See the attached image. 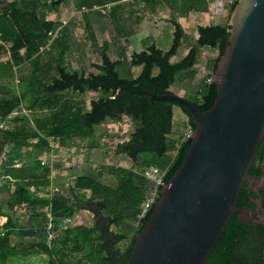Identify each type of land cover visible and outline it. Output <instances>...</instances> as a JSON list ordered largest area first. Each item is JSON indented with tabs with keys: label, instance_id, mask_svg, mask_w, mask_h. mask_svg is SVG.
Segmentation results:
<instances>
[{
	"label": "trees",
	"instance_id": "16d2710c",
	"mask_svg": "<svg viewBox=\"0 0 264 264\" xmlns=\"http://www.w3.org/2000/svg\"><path fill=\"white\" fill-rule=\"evenodd\" d=\"M68 3L77 10L88 9L82 12V17L88 37L100 53L101 62L93 64L96 72L73 67L66 57L69 52L67 26L59 11ZM208 3L209 0H3L0 3V53L5 44L9 45L5 48L9 58L0 61V157L4 155V147L8 143L12 145L6 158L8 163L1 166L4 177L1 186L9 190V196L0 204V264H126L135 235L142 231L154 208L153 204L142 214L145 189L149 185L142 170L151 165L158 167L162 181L167 183L181 166L190 146V139L170 135L173 106L178 105L187 115V123L195 127L191 114L178 103L151 100L148 95L133 90L173 93L170 86L177 72L186 70L190 78L195 76L194 65L202 59V47L217 50V55L206 63L212 73L215 71L229 36L228 19L236 0L229 6L226 23L198 24L197 38L187 53L179 61H170L185 36L178 17L190 12H208ZM94 5L110 7L102 12L92 10ZM159 9L167 12V20L173 26L169 48H160L149 34L142 40V49L130 48L129 54L130 37L137 33L144 18ZM125 11L129 15H124ZM51 13L56 16L51 18ZM94 13L110 19L115 42L123 39L126 43L119 46L116 59L108 53V42L96 38ZM46 45L47 58L42 61L40 49ZM26 61L34 67L29 76L18 78L20 87H17L13 81L14 75H18L16 67ZM122 61L127 64L128 76L121 77L117 71V64ZM134 66H140L136 76L132 74ZM86 91L99 95L89 102L76 96ZM195 93L193 99H187L205 111L214 103L216 85L207 82L204 76L197 82ZM22 105L30 114L15 116L12 127L4 125L9 115L21 110ZM124 117L134 128L126 139L113 144L112 151L115 156L131 159L139 171L101 165L76 175L68 194H50L47 190L42 192L50 182L47 165L40 161L12 162L19 149L25 151L26 146H33L45 151L51 148L52 141L80 138L86 140L89 148L108 145L97 143L96 127L108 119L121 122ZM146 152H153L154 156L141 157ZM257 157L260 163L264 161V136L258 145ZM106 171L115 175L116 184L102 180ZM249 173L259 174L261 170L253 163ZM244 185L237 199L239 206L249 203L254 195ZM157 188L156 199H159L161 186ZM260 195L264 207V188ZM19 209L30 221L27 227L17 228ZM81 209L94 213L92 225L84 223ZM60 221L66 222L60 234L47 239L50 230H56ZM109 225L119 229L113 231ZM10 233L19 239L12 242ZM123 240L128 242L121 248L118 244ZM16 258L19 262L15 263ZM205 264H264V224L233 214Z\"/></svg>",
	"mask_w": 264,
	"mask_h": 264
},
{
	"label": "water",
	"instance_id": "95a60500",
	"mask_svg": "<svg viewBox=\"0 0 264 264\" xmlns=\"http://www.w3.org/2000/svg\"><path fill=\"white\" fill-rule=\"evenodd\" d=\"M228 24L209 109L201 111L175 93L133 90L178 103L195 127L181 166L159 189L126 264H205L233 214L244 219L264 213L258 202L237 205L244 184L256 190L264 183V164L257 157L264 136V0H236ZM253 163L260 174L249 173Z\"/></svg>",
	"mask_w": 264,
	"mask_h": 264
},
{
	"label": "rangeland",
	"instance_id": "374dc122",
	"mask_svg": "<svg viewBox=\"0 0 264 264\" xmlns=\"http://www.w3.org/2000/svg\"><path fill=\"white\" fill-rule=\"evenodd\" d=\"M3 0H0V3ZM127 1V0H126ZM94 11H102L101 9H95ZM82 9L77 10L72 3H68L66 6L61 7L59 11V17L62 19L63 24L67 26V41L69 45V52L66 54L70 64L73 67H84L86 70H92L94 72L97 69L93 66L94 63H100V53L97 50L87 34L85 23L82 17ZM103 12V11H102ZM56 15L54 13L50 14V17L54 18ZM164 16V17H163ZM194 21L192 26L196 25L195 22L202 24H209V23H220L224 24L227 21V16H214L206 13H196L192 15ZM200 17V18H199ZM158 18V19H157ZM198 18V19H197ZM146 20L150 23L148 27H146V31L142 30L139 32L138 35H151L155 43L162 48L163 50L168 49L171 42H172V29L173 26L167 20V15L165 12L163 13L160 9L158 13H156L155 17L147 16ZM93 28L95 34L98 35L99 41H107L109 44L108 53L110 57L116 59L118 57L119 46L124 45L126 43L123 39L114 41V30L110 19L107 16H97L94 13L92 17ZM143 26V24H142ZM146 26V25H145ZM144 26V27H145ZM97 32V33H96ZM56 35V32L55 34ZM97 38V37H96ZM139 40V39H138ZM188 40V39H187ZM138 42L136 41V44ZM100 45V43H97ZM9 45L5 44L4 51L0 53V61H5L9 58V52L5 51ZM137 47V46H136ZM48 46L41 47L40 54L41 60L44 61L47 58L46 51ZM131 51V50H130ZM205 51V52H204ZM186 54V40L183 39L176 55H174L171 59L172 62L179 61L182 57ZM215 54V55H213ZM217 55V50L205 47L204 50L201 51V61L197 64L200 65L201 63H206L208 58ZM196 64V65H197ZM127 64L122 61L117 64V71L121 77L128 76L129 70L126 68ZM34 64L26 61L20 67H16L17 69V76L14 75V85L20 87V83H18V78L22 75L29 76L32 72ZM196 67V66H195ZM199 67V66H198ZM196 67V68H198ZM140 69L138 66H134L132 68V74L138 72ZM155 69L154 72H156ZM6 71V70H5ZM197 74L194 77H189L186 74V70H182L176 73L175 75V82L171 85V90L179 95L183 96L188 99H193L195 96V87L197 86V82H199L200 78L203 77V73L198 69ZM23 85H25L23 83ZM204 85V83H203ZM181 87L185 90L184 94H181L179 91ZM98 93L94 91H86L83 95H76L77 97L83 98L86 102H89L92 98L98 97ZM175 110L180 108L178 105L173 106ZM30 114L28 110L25 108V105L21 106V110L13 111L9 117L7 122L4 123L7 126H13L14 120L13 118L20 114ZM188 117L182 111L181 116L179 117L176 113H174L173 121H172V128L170 135L179 139L182 137L183 132L188 126L187 123ZM134 125L133 123L126 117H124L121 122H115L113 120H106L105 122L98 125L95 129L94 137L96 138L97 143L106 142L108 145L103 146L99 144V146L89 148L86 147V140L82 141L79 139H73L70 141H52L51 148L49 150L43 151L42 149L36 147H25V151H18L15 152L13 155L12 162L13 163H20L25 161L26 163L35 164L38 161L47 165L50 168L49 172V185H47L42 192L48 191L50 194H68L70 186L74 183V178L76 175L82 173L84 170L92 169V168H99L101 165H108V166H115V167H129L134 170L139 171V167H136L133 164V161L126 156H115L113 154V144L115 142L124 140L128 137V134L133 130ZM80 143V144H78ZM11 144L8 143L4 147V155L0 157V204L4 203L8 199L9 190L5 187L1 186V182L4 180L3 170L1 168L2 164H7V154H10ZM42 150V151H41ZM24 156V158H23ZM154 156L153 152H146L142 153L141 157L145 158H152ZM7 158V159H6ZM102 180L108 184H116V177L115 175L109 174L107 171L104 172ZM148 188L145 189V197L148 196L150 191L154 190L156 183L153 180H149ZM37 192H41L40 189H37ZM87 192V191H86ZM84 196L85 192H81ZM86 195V194H85ZM93 208H97L96 205H93ZM80 214L82 216V220L86 225H92L94 220V213L91 210L81 209ZM16 217L19 218L16 220L17 228L21 226H28L30 221L26 218V213L22 212L20 209L17 211ZM2 219H0L1 221ZM130 224L136 225V222L129 221ZM66 222L60 221L58 223V227L56 230H50L47 239H50L51 236L59 235L60 229L65 227ZM49 228V225H48ZM109 228L113 231H117L119 227L115 225H109ZM11 241L19 239L15 233H10ZM128 240H123L119 242V246L121 248L125 247ZM38 259V258H37ZM19 262V258L15 259V263ZM17 264V263H16Z\"/></svg>",
	"mask_w": 264,
	"mask_h": 264
},
{
	"label": "built area",
	"instance_id": "2783aa9c",
	"mask_svg": "<svg viewBox=\"0 0 264 264\" xmlns=\"http://www.w3.org/2000/svg\"><path fill=\"white\" fill-rule=\"evenodd\" d=\"M122 1H126V0H122ZM233 1L234 0H209L208 14L210 13V15H214V16L227 15L229 6ZM109 7H110V5H105V6L94 5L92 7V10L101 9L102 11H104V8H109ZM87 10H88L87 8L82 7V11H87ZM46 46H48V45H46ZM196 67H198V69L204 74L203 77L204 76L206 77L207 82L212 81V74L213 73L211 71V68H209L206 63H201L200 65L197 64ZM192 130H193V128L188 124L187 128L183 132L181 139L182 140L190 139ZM142 174L147 179L153 180L156 183L154 190L150 191L148 196H146L145 200L143 201V204H142V214H143L148 209L151 208L154 201L156 200V194H157V189H158L157 186L160 185L162 187L165 183L162 181V172L156 166L151 165V166L145 167L142 170Z\"/></svg>",
	"mask_w": 264,
	"mask_h": 264
},
{
	"label": "crops",
	"instance_id": "0c3cea01",
	"mask_svg": "<svg viewBox=\"0 0 264 264\" xmlns=\"http://www.w3.org/2000/svg\"><path fill=\"white\" fill-rule=\"evenodd\" d=\"M131 3H133V1L131 2ZM167 10V9H166ZM159 11V10H158ZM163 13L165 12V15H167V12L164 10V9H162L161 10ZM158 13V12H157ZM196 13H206V12H190L187 16H182V17H178V21L181 23V25L183 26V28H184V30H185V36L183 37V39L185 38V40H186V53H187V51H188V49H189V47L193 44V42H195V40H196V38H197V26H198V24H200V23H202V22H199V23H197V22H195V26L193 25L192 26V24H193V22L192 21H194L193 19V17H191L192 15H194V14H196ZM124 15H129V12H127V11H125L124 12ZM155 15H156V13H154V14H152L151 16H153V17H155ZM164 17V16H163ZM200 18V17H199ZM158 19V18H157ZM198 19V18H197ZM148 20H146V18H144L143 20H142V22L140 23V25L137 27L138 29V31H137V33H135L133 36H131L130 37V42H129V44H130V46L128 45V53L130 54V52L132 51L130 48H133L134 50H136V51H138V50H140V49H142V43H143V39H144V37H146V35L144 36V35H138L139 34V32L141 31V28L140 27H142V30L143 31H146V27H148V24H149V26H150V23L149 22H147ZM142 24H143V26H142ZM146 25V26H145ZM145 26V27H144ZM97 33V32H96ZM172 33H173V29H172ZM96 37H97V39H98V35L96 34ZM139 39V40H138ZM183 39H182V42H183ZM188 39V40H187ZM136 41L138 42L137 44H136ZM181 42V43H182ZM137 46V47H136ZM180 47V46H179ZM179 49V48H178ZM205 49V47H202V49H201V51L202 50H204ZM131 50V51H130ZM216 50V49H215ZM178 51V50H177ZM205 52V51H204ZM177 53V52H176ZM176 55V54H175ZM213 55H215V54H213ZM201 57V56H200ZM212 57H215V56H212ZM171 59H172V57L170 58V61H171ZM208 59H210V58H208ZM207 59V60H208ZM207 63V62H206ZM197 64V63H196ZM196 64L194 65V68L196 69V74L198 73L197 72V70H198V68H196L195 66H196ZM139 67V69H140V66H138ZM140 71V70H139ZM139 71L138 72H136V73H133V75L134 76H136L138 73H139ZM195 74V75H196ZM202 78V77H201ZM200 78V79H201ZM195 89H196V87H195ZM170 90H171V86H170ZM172 91V90H171ZM173 92V91H172ZM181 94H184L185 93V90L181 87V89H180V91H179ZM174 93V92H173ZM174 113H176L179 117L181 116V114H182V109L181 108H178L177 110H175L174 109V107H173V117H174Z\"/></svg>",
	"mask_w": 264,
	"mask_h": 264
},
{
	"label": "flooded vegetation",
	"instance_id": "af4514ba",
	"mask_svg": "<svg viewBox=\"0 0 264 264\" xmlns=\"http://www.w3.org/2000/svg\"><path fill=\"white\" fill-rule=\"evenodd\" d=\"M262 164H264V161L262 162ZM254 175H258V174H254ZM246 187H247V185H246ZM259 187L260 188H258L256 190H252V189H249L247 187L249 192L254 193V195L252 197H250V199H252L253 202H250V199H249V203L244 204V205L250 204L251 206L256 207L255 203L258 202L259 206L261 207L259 211L260 212H264V207L262 206V197L260 195V190L262 188H264V183L261 186H259ZM244 219H247V220L252 221L254 223H259L261 221L264 222V213L262 215H260V216H254L252 213H247V215L245 216Z\"/></svg>",
	"mask_w": 264,
	"mask_h": 264
}]
</instances>
